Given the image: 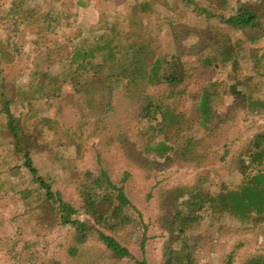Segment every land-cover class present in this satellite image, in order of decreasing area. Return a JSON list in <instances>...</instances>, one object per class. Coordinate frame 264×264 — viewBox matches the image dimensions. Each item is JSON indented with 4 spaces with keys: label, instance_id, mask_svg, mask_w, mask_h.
<instances>
[{
    "label": "rangeland",
    "instance_id": "obj_1",
    "mask_svg": "<svg viewBox=\"0 0 264 264\" xmlns=\"http://www.w3.org/2000/svg\"><path fill=\"white\" fill-rule=\"evenodd\" d=\"M19 1H22V5L34 2L39 6L42 4L43 9L37 11V16L45 11L51 16L57 14V17L54 21L48 19L43 23V26L48 24L45 25V30L38 19L32 25L28 21L15 23L14 17L8 14V9ZM77 1L0 0V49L9 51L13 57L10 61L4 56L0 57V84L5 83L4 87L0 85V264H44L43 261L48 257L59 264H68L64 255L67 230L60 227L51 215L39 211L42 208L30 211L31 207L22 203L15 194L25 187L32 189L37 185L30 181L28 172L21 166L22 160L13 156V137L5 126V115L1 112L6 100L9 101L10 112L23 118L27 125V132L30 133L25 141L38 174L48 179L51 190L58 193L62 200L76 206L79 204L75 172L90 170L97 174L103 169L116 182L120 181L124 171L129 172L124 181L125 192L140 210L144 220L151 223L148 235H154L146 242L143 255L148 264H158L165 238L156 218L163 198L160 190L179 184L191 186L198 174L207 175L206 179L213 191L222 186L233 188L240 180L236 167L232 164L233 157L254 133L264 130V111L239 112L233 120L226 121L214 132V140L208 135L204 136L205 132L194 123L196 128L183 132L180 142L186 137L203 139L196 145L200 149L206 148L207 152L200 166L184 165L172 160L160 171L150 169L149 173L144 172L136 163L138 155L144 156L148 161H162L152 147L163 140V135L150 128L157 125L158 116L149 121L136 117L137 111L121 91L114 93L111 98V111L107 115H101L99 109L90 110L86 107L83 97H71L73 91L69 83L63 85L57 96L35 93L25 97V91L35 85V81L30 80L32 68L44 71L52 63L54 65L49 69L59 72L62 64L53 63L52 60L55 59L52 57L46 59V51L62 47L68 40L73 45L81 40L86 45L92 44L98 40L100 31L97 28L102 23L101 19L106 24L114 23L116 29L122 32L121 39L115 37L109 44L111 49H117L111 61L104 60L109 67H115L127 59L125 44L130 42L129 39H144L151 43L156 54L162 52L170 55L174 52L172 33L183 44L188 45L197 41L200 29L206 41L212 39L221 45L222 39L227 36L226 26L216 17L206 18L203 13L192 10L191 6H184L178 0H154L152 11L146 12L137 9L138 0H82L85 6L78 5ZM193 1L225 16L234 13L236 8V0H227L224 8L203 0ZM171 23L179 25L178 28L172 27ZM228 32L234 42L238 33ZM110 35L109 32L108 36ZM230 46L228 43L224 47L229 49ZM106 52L107 48L98 52L93 61H100ZM37 53L43 56L38 58ZM262 54L263 43L241 42L235 55L237 70H232V65L227 63L219 65L213 73L210 69L199 67L200 56L184 55L181 60L186 72L193 75L187 80L189 84L186 91L195 92L206 80H219L229 84L234 78L244 81L250 74L264 72ZM196 70L201 73L196 74ZM46 87L52 90L49 84ZM146 90L159 98L166 97L164 84L148 85ZM255 96L264 99V87ZM222 101L229 102L230 98L226 97ZM166 102L174 110L182 111L186 118L196 108V100L192 99V95L182 94L168 98ZM216 114L221 118L225 117L220 109ZM48 120L51 122L48 123ZM148 148L150 149L146 150ZM168 154L171 155V152ZM224 154L225 158L221 160ZM16 165H20L19 171L16 175H11L9 170ZM14 183L15 188L12 189ZM34 196V193L30 196L32 201ZM32 212L37 217L32 216ZM200 214L196 231L203 239L197 251L198 264H225L228 258L230 264H243L250 255L264 252V221L241 223L228 214L211 215L209 210H203ZM132 239L134 243L129 248L136 257L141 258L137 246L138 236L134 234ZM16 240L21 244L25 240L31 242L33 246L29 248V252L38 251L40 257L37 260L33 257L29 261L23 259L22 253L8 247L9 243ZM86 243V252L69 264H121L109 257L96 237H90Z\"/></svg>",
    "mask_w": 264,
    "mask_h": 264
},
{
    "label": "trees",
    "instance_id": "obj_2",
    "mask_svg": "<svg viewBox=\"0 0 264 264\" xmlns=\"http://www.w3.org/2000/svg\"><path fill=\"white\" fill-rule=\"evenodd\" d=\"M178 1L184 6H191V9H196L198 13H203L206 18L216 17L226 26L227 36L222 39L221 45L212 39L206 41L200 29L197 41L188 45L183 44L177 35L172 33L174 52L170 55L162 52L156 54L150 46L151 43L144 39H129L130 42L125 44V49L128 50L127 59L115 67H109L104 60L111 61L115 57L114 51L117 50L111 49L109 44L115 37L121 39L122 32L116 29L114 23L106 24L101 19L102 23L97 28L100 31L98 40L92 44L86 45V42L81 40L73 45L68 40L62 47L57 46L46 51V59L52 57L55 59L52 60L53 63L62 64L63 67L56 73L49 69L54 65L51 61L48 70L42 71L33 67L30 80H34L35 85L25 91V97L35 93L57 96L60 95L63 85L69 83L73 91L71 97L77 99L83 97L87 103L86 107L90 110L99 109L101 115H107L112 109L111 98L114 93L121 91L137 111L136 117L147 121L159 117L157 125L150 128L163 135V140L156 142L152 147L162 161H148L144 156L138 155L136 163L144 172L149 173L150 169L160 171L172 160L180 161L184 165L200 166L207 152L206 148L200 149L196 145L203 139L194 140L192 137H186L180 142L183 132L195 129L194 125L198 124L205 132L204 136L208 135L214 140L216 139L214 132L226 121L233 120L239 112L264 111V99L255 96V93L264 87V72L250 74L244 81L241 78H234L235 80L229 84L219 80H206L192 93L186 91V88L189 84L187 80L193 75L186 72L181 58L184 55L200 56L199 67L210 69L211 73L216 71L219 65L227 63L232 65V70H237L238 61L235 55L241 42L264 44V0H236L235 12L227 16L221 12H214L208 6H200L193 0ZM203 1L215 3L222 8L227 3V0ZM77 3L85 6L82 0H78ZM153 3L154 0H138L137 9L140 12L152 11ZM22 4V1H19L8 9V14L14 17L15 23L28 21L32 25L38 19L45 30L48 24L43 26V23L48 19L54 21L57 17V14L51 16L45 11L37 16V11L43 9L42 4L40 6L36 2ZM171 25L176 26L173 23ZM228 31L238 33L234 42ZM107 32L111 35L108 36ZM124 38L128 39L126 36ZM228 43L231 44L229 49L224 47ZM104 48H107L106 54L100 61L94 62L95 55ZM59 53L61 54L58 55ZM1 56L9 61L13 59L12 54L5 49H0ZM41 56L43 55L37 53L38 58ZM261 56L264 57V54ZM198 71L196 70V74ZM4 84L0 85L4 87ZM48 84L52 90L46 87ZM159 84H164L166 97L159 98L146 90L148 85ZM182 94L190 97L192 95V99L196 100V108L187 115V118L182 111L174 110L173 106L166 102L168 98ZM226 97L230 98L229 102L222 101ZM219 109L225 114L224 118L216 114ZM1 112L5 115V126L13 137L11 144L13 156L22 160L21 166L28 172L30 181L37 185L32 189L25 187L15 194L22 203L31 207L30 211L42 208L39 211L51 215L60 227L67 230L64 241L66 263L69 264L84 254L88 239L96 237L109 257L120 261L121 264H148L143 254L146 242L154 235H148L151 223L144 220L140 210L125 192L124 181L129 172L124 171L119 182L112 180L103 169L97 174L90 170L75 172L79 204L76 206L62 200L58 193L51 190L48 179L39 175L32 163L25 141L30 132H27L24 119L10 112L8 100L2 104ZM225 155L220 159L223 160ZM232 164L240 176L239 183L233 188L222 186L213 191L206 179L207 175L198 174L191 186L179 184L160 190V196L163 198L160 200V212L156 218L165 238L158 264H198L196 256L203 237L196 230L203 210H209L211 215L228 214L241 223L264 221V130L254 133L252 138L241 146L240 151L233 157ZM19 168L20 165L12 167L9 170L11 175H16ZM14 188L15 183L12 185V189ZM33 193L35 196L32 201L30 196ZM34 215L33 213L32 216ZM134 234L138 236L137 246L141 258L136 257L129 248V245L134 243L132 239ZM31 246L33 244L28 240L22 244L17 240L8 244L10 249L15 248L22 253L23 259L29 261L34 257L37 260L40 257L39 252H29ZM43 263L59 264L50 257ZM225 264H230L229 258ZM243 264H264V252L250 255Z\"/></svg>",
    "mask_w": 264,
    "mask_h": 264
}]
</instances>
